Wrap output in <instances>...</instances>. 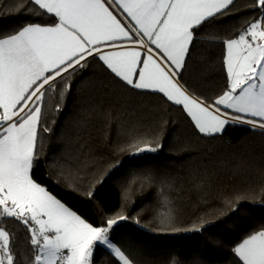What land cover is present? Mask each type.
<instances>
[{"label": "trees", "instance_id": "obj_1", "mask_svg": "<svg viewBox=\"0 0 264 264\" xmlns=\"http://www.w3.org/2000/svg\"><path fill=\"white\" fill-rule=\"evenodd\" d=\"M29 7L28 0H0V34L40 22ZM258 15L254 0H235L229 14L201 27L183 77L197 95L211 99L222 92V41ZM59 89L46 94L51 132L41 136L34 179L95 225L117 213L127 216L110 237L134 264H171L173 258L178 264H234V242L244 230L264 225V130L233 124L204 136L162 94L132 89L95 62L73 76L63 98ZM157 135L162 147L155 153L120 150L132 136ZM145 169L154 179L143 175ZM165 200L173 227L160 226ZM0 223L12 233L18 264H30L35 252L24 228L11 218ZM109 253L97 246L94 264H117Z\"/></svg>", "mask_w": 264, "mask_h": 264}, {"label": "snow or ice", "instance_id": "obj_2", "mask_svg": "<svg viewBox=\"0 0 264 264\" xmlns=\"http://www.w3.org/2000/svg\"><path fill=\"white\" fill-rule=\"evenodd\" d=\"M28 2L40 22L0 34V221L11 218L24 228L35 252L30 264H94L97 246L110 250L117 264H134L110 237L127 216L117 213L95 225L34 179L41 136L51 132L46 94L59 85L63 98L73 76L95 62L132 89L162 94L204 136L233 124L264 130V0H254L260 15L222 41L226 86L211 99L183 79L187 57L201 27L229 14L235 0ZM161 147L158 135L132 136L120 150L139 155ZM143 175L154 179L151 169ZM85 195L94 196L91 186ZM161 207L166 211L158 213L160 226L173 227L170 203ZM230 251L234 264H264V225L244 230ZM0 264H18L12 233L2 223Z\"/></svg>", "mask_w": 264, "mask_h": 264}, {"label": "rangeland", "instance_id": "obj_3", "mask_svg": "<svg viewBox=\"0 0 264 264\" xmlns=\"http://www.w3.org/2000/svg\"><path fill=\"white\" fill-rule=\"evenodd\" d=\"M104 248H106L105 246H103ZM107 249V248H106ZM95 250H96V248H95ZM95 250H94V252H95ZM110 251V250H109Z\"/></svg>", "mask_w": 264, "mask_h": 264}]
</instances>
